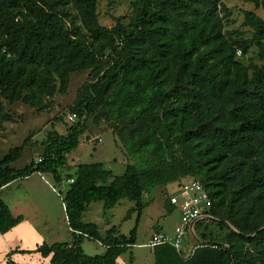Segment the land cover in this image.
<instances>
[{
	"label": "trees",
	"instance_id": "16d2710c",
	"mask_svg": "<svg viewBox=\"0 0 264 264\" xmlns=\"http://www.w3.org/2000/svg\"><path fill=\"white\" fill-rule=\"evenodd\" d=\"M244 1L264 11V0ZM97 3L0 0V118L12 119L7 106L18 102L48 113L71 74L88 71L66 108L79 117L76 124L65 134L48 133L40 160L22 169L12 164L32 146L30 135L9 149L0 157V189L34 172L61 183L60 170L84 132L82 117L125 121L116 130L129 149L156 158L149 167L128 164L113 178L101 163L78 164L62 199L73 240L36 251L51 254V264H117L135 244V228L128 236L115 227L100 233L81 220L87 205L100 200L111 208L125 197L140 214L144 188L190 178L211 200L212 218L194 225L211 244L188 257L156 244L154 264H264V18L245 12L243 26L252 33L245 39L226 30L221 0H130V22L107 28L98 22ZM250 45L259 64L243 60ZM22 220L0 195V233ZM84 238L105 252L86 255Z\"/></svg>",
	"mask_w": 264,
	"mask_h": 264
},
{
	"label": "rangeland",
	"instance_id": "374dc122",
	"mask_svg": "<svg viewBox=\"0 0 264 264\" xmlns=\"http://www.w3.org/2000/svg\"><path fill=\"white\" fill-rule=\"evenodd\" d=\"M221 1L224 7L219 13L226 22V30L238 32L243 38L250 39L252 35L250 28L243 26L245 12L252 11L259 17L264 18L262 8L256 7L253 3L244 0ZM220 8L221 6H219ZM97 15L99 24L107 28L114 27L118 20L122 24L127 25L132 15L130 0H98ZM257 53V48L254 45H250L243 59L244 62L246 64H259L260 61ZM87 73L88 71H79L71 76L68 92L65 95L58 96L59 104L55 102L56 104L50 108L48 113H37L35 109L29 106L19 105L17 109L14 107V113L8 111L13 113L11 115L12 119L3 120L0 118V157L7 154L9 149L21 146L23 140L30 135L29 143L34 144L35 150L32 152L29 149L30 147H26L22 156L13 163L12 167L22 169L31 159H40L43 150L41 144L46 140L48 133L56 132L58 134H65L68 128L76 124L79 119L76 114L75 117H72L73 113H70L66 109V105H69L75 98V92L85 80ZM81 120L84 122V132L79 137L78 146L67 155V163L60 170L62 177L61 183L56 182L51 174H45L51 187L55 189L54 197L50 192L36 196L40 208L43 205L45 209L41 211V209L38 210L36 208L33 212L30 211L33 213V217L35 214L36 217L39 216L37 222H39L40 226L38 227L40 229L44 228L45 218L49 222V226L46 228L47 232H49L48 242L60 243L61 241L58 231H54L55 224L56 230H58L57 226H60L67 232V236L62 241L70 240L72 242L73 240V234L71 237L70 232H68L62 199L68 188V184L72 182L75 176L74 173L78 164L101 163L104 169L111 172L113 178L122 175L128 164H133L138 167L144 165L149 167L153 164L154 159H156L154 155L150 157L148 154H136L129 149L127 140L119 135L118 129L116 130L125 121H114L107 117L94 118L93 116H88L85 119L82 117ZM126 130L127 128L122 129V135L126 133ZM98 138L100 141L97 140ZM93 142L95 143L93 144ZM112 178H109L105 184L110 183ZM68 179L69 181H67ZM190 180V178H182L177 182L144 188L141 196L143 208L140 214L135 202L124 197L120 198L111 208H105L103 201L100 200L89 203L87 209L82 214L81 220L84 223L96 224L100 232H105L107 229L115 227L119 234L126 236L135 228V244H146L147 240L153 236L154 231L155 233L157 232V228H161L171 234L179 224L180 211L177 207V202L182 197L184 186ZM25 183H16L8 190L3 191L1 194L2 199L9 202L11 201L9 196L13 194L25 196L27 192H30V188H32V186ZM11 207L10 209L13 211V204ZM211 218L205 217L203 219ZM227 223L229 226L232 225L229 221ZM195 229L197 232L199 230L202 232L204 228L203 226L197 225ZM191 242H194L196 245L203 241L198 236H192L189 239V235L187 234L182 242L183 252H186V245ZM133 247L131 246L121 256L128 259L132 254L133 259L134 254L139 255L142 249H135ZM81 248L86 255L90 256L105 252L103 245L94 239L84 238L81 242ZM148 249L149 247H147ZM143 252L144 254L138 256L133 263L154 264V257L148 255L146 249H143Z\"/></svg>",
	"mask_w": 264,
	"mask_h": 264
},
{
	"label": "crops",
	"instance_id": "0c3cea01",
	"mask_svg": "<svg viewBox=\"0 0 264 264\" xmlns=\"http://www.w3.org/2000/svg\"><path fill=\"white\" fill-rule=\"evenodd\" d=\"M73 74L74 73H72L71 76ZM71 76H70V81H71ZM86 78H87V75H86ZM86 78H85V80H86ZM81 84H80V86H81ZM67 92H68V89H67ZM58 96H60V95L57 94L54 97V101L57 104H59ZM75 96H76V92H75ZM72 102L73 101H71V103ZM19 105L24 106V104L18 102V103H15L13 105H8L7 109L14 113V111H15L14 107H16V109H17ZM67 106L68 105H66V107ZM62 107H65V106H62ZM12 112L11 113L9 112V113L11 115H13ZM29 149H30V151L33 152V150H35L34 145H32ZM31 160H33V159H31ZM34 160L39 161L38 158L34 159ZM45 174L46 173L34 172L26 178L11 181V182L7 183L6 185H4L0 189V195H1L3 191L8 190L11 186H13L16 183H25L26 182L25 184L32 186V188H30L31 193L27 192L25 194V196L13 194V195L9 196V199H11V201L6 202L3 200L7 204L9 209L13 204L14 210L11 211V209H10V212L12 213L13 216H22L23 220L18 225H16L11 230H9L8 232H6L4 234L0 233V264H51V262H50L51 254L48 256H42L39 252L36 251V248L43 243H47L49 245L52 243H55L52 241L48 242L49 232H47L46 228L49 226L48 225L49 222L44 217L45 218V222L43 221L44 222V224H43L44 228L40 229V227H38V226H40L39 222H37L39 220L38 219L39 216L36 217V214H35L33 217V213H31L36 208L38 210L41 209V211L43 209H45L43 205H41V208H40L39 203H38L39 201L36 199V196L42 195L45 192H50V194L53 197L55 195L54 194L55 189L53 187H51V185L48 182ZM62 204H63V209L65 212L64 203L62 202ZM65 220H66V224L68 226V232H70L71 237H72L73 231L69 227L67 217H66V213H65ZM57 227H58V230L55 229L56 228V224H55L54 231H58V233H59L58 235L61 238L60 243L70 242V240L69 241H67V240L62 241V240H64L63 238H65L67 236V234H66L67 232H65L60 226H57ZM156 231H157L156 233L154 231L153 235L154 234H160V233H170V232L164 231L161 228H157ZM100 233H104V232H100ZM188 235H189V239H191L192 236H194V237L198 236L195 233L194 228H193V230H190ZM194 245H195L194 242H191V243L186 245V252H184V253L187 257L190 256L191 253L193 252L191 250H192ZM132 247L135 249H142V250H140L139 255L134 254L133 259H132V254L128 257V259L123 258L122 256H119L117 259V264H134L133 261H135V259L138 258V256H141L144 254L143 249H146V253H148V255H150L151 257H154L153 256V248L149 247L147 244H140V245L133 244ZM147 247H149L148 250H147ZM153 260H154V258H153ZM129 261H130V263H129Z\"/></svg>",
	"mask_w": 264,
	"mask_h": 264
},
{
	"label": "built area",
	"instance_id": "2783aa9c",
	"mask_svg": "<svg viewBox=\"0 0 264 264\" xmlns=\"http://www.w3.org/2000/svg\"><path fill=\"white\" fill-rule=\"evenodd\" d=\"M72 117H75V114H73ZM97 140L100 141L99 138ZM94 143L95 142H93V144ZM177 207L180 211L179 224L174 228L171 234L160 233L150 237L146 242L149 247L153 248L156 244L167 243L177 250H181L183 249V239L189 234L191 226L198 220L211 217L209 214L211 200L202 184L196 179L190 180L189 183L184 186L183 194L180 201L177 202ZM198 246H200V244L194 245L191 251Z\"/></svg>",
	"mask_w": 264,
	"mask_h": 264
},
{
	"label": "water",
	"instance_id": "95a60500",
	"mask_svg": "<svg viewBox=\"0 0 264 264\" xmlns=\"http://www.w3.org/2000/svg\"><path fill=\"white\" fill-rule=\"evenodd\" d=\"M234 230H236L235 228H234V226L233 225H230ZM193 228H194V224L191 226V230H193ZM201 243H205V244H211V242H209V241H203V242H200V243H198V244H201Z\"/></svg>",
	"mask_w": 264,
	"mask_h": 264
}]
</instances>
